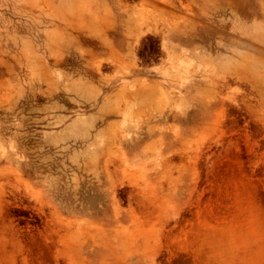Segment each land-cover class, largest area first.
Segmentation results:
<instances>
[{
    "label": "rangeland",
    "instance_id": "obj_1",
    "mask_svg": "<svg viewBox=\"0 0 264 264\" xmlns=\"http://www.w3.org/2000/svg\"><path fill=\"white\" fill-rule=\"evenodd\" d=\"M0 264H264V0H0Z\"/></svg>",
    "mask_w": 264,
    "mask_h": 264
},
{
    "label": "bare ground",
    "instance_id": "obj_2",
    "mask_svg": "<svg viewBox=\"0 0 264 264\" xmlns=\"http://www.w3.org/2000/svg\"><path fill=\"white\" fill-rule=\"evenodd\" d=\"M262 36H263V35H262ZM254 63H255V62H254ZM246 67H247V66H246ZM244 71H245V70H244ZM208 72H210V71H208ZM208 72H207V74H209ZM212 72H213V71H212ZM122 138H123V137H122ZM119 139H121V138H119Z\"/></svg>",
    "mask_w": 264,
    "mask_h": 264
}]
</instances>
